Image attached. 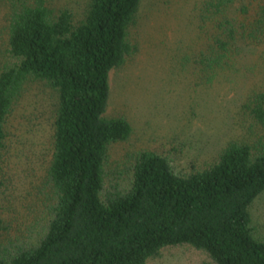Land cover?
<instances>
[{"label":"trees","instance_id":"trees-1","mask_svg":"<svg viewBox=\"0 0 264 264\" xmlns=\"http://www.w3.org/2000/svg\"><path fill=\"white\" fill-rule=\"evenodd\" d=\"M4 1L0 264H145L182 244L204 251L214 264H264V240L253 237L249 214L264 191V134L228 142L213 163L189 172L150 150L121 170L108 165L109 145L131 132L124 117L105 116L109 72L133 50L127 30L140 0H85L78 16L51 0ZM234 2L207 0L204 11L221 14ZM239 25L230 17L216 21L201 52L205 68L239 54V40L264 38V2ZM35 80L57 94L51 154L38 181L30 182L28 214L13 206L8 217V122L27 82ZM241 108L255 130L264 126V91L247 96Z\"/></svg>","mask_w":264,"mask_h":264},{"label":"rangeland","instance_id":"rangeland-1","mask_svg":"<svg viewBox=\"0 0 264 264\" xmlns=\"http://www.w3.org/2000/svg\"><path fill=\"white\" fill-rule=\"evenodd\" d=\"M207 0H140L127 30L132 52L109 72L106 117H124L129 136L108 147V165L121 170L133 156L150 150L166 156L179 172L206 167L232 140L254 141L264 126L253 128L241 108L247 96L264 91V38L238 41L239 54L215 69L200 63L215 35V23L230 17L248 22L264 0H235L224 12L206 15ZM78 16L85 0H51ZM7 5L0 0V63L5 48ZM56 91L40 80L27 82L9 117L6 170L12 176L6 193L25 217L33 185L49 160ZM28 173V174H26ZM36 174V175H35ZM38 176V177H37ZM35 185V184H34ZM3 205H8L2 200ZM253 237L264 240V191L249 205ZM145 264H214L190 245L170 246Z\"/></svg>","mask_w":264,"mask_h":264}]
</instances>
